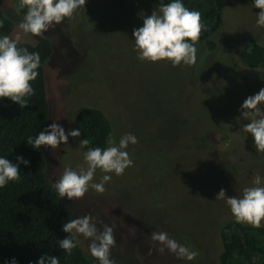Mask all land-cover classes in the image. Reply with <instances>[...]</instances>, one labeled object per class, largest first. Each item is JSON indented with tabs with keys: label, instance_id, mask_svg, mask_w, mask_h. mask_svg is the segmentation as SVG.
<instances>
[{
	"label": "rangeland",
	"instance_id": "1",
	"mask_svg": "<svg viewBox=\"0 0 264 264\" xmlns=\"http://www.w3.org/2000/svg\"><path fill=\"white\" fill-rule=\"evenodd\" d=\"M17 2L0 0L13 22L8 36L20 32L21 44L33 42L38 37L18 27L24 16L15 13ZM155 9L147 0H86L85 8L44 34L52 45L45 65L47 127L56 122L67 134L75 113L94 107L117 143L127 133L139 141L126 149L133 166L123 175L109 174L104 194L90 189L80 200H60L69 219L91 213L115 226L116 264H217L220 228L235 218L216 195L223 188L228 197L242 196L257 174L264 186V152L243 130L248 121L240 112L244 100L264 88V69L238 60L252 43L264 46V27L256 23L260 9L254 0H224L221 25L210 38L214 49L195 45L196 64L175 67L137 58L133 29ZM84 153L73 137L56 149L43 146L50 185L66 167H86ZM103 175L97 169L93 182ZM153 231L167 232L199 255L188 261L167 249L161 254ZM77 239L91 263L99 264L90 241Z\"/></svg>",
	"mask_w": 264,
	"mask_h": 264
},
{
	"label": "clouds",
	"instance_id": "2",
	"mask_svg": "<svg viewBox=\"0 0 264 264\" xmlns=\"http://www.w3.org/2000/svg\"><path fill=\"white\" fill-rule=\"evenodd\" d=\"M85 4L86 0H19L20 9L26 8L27 11L18 27L24 34L43 37L49 29L61 24L65 18L71 19L77 10L85 8ZM254 7L260 9L257 26L264 27V0H254ZM204 28L201 13L189 10L181 0L161 3L158 10L155 9L151 15L143 17L142 27L133 29L137 58L142 62L153 63L167 60L174 67L182 63L187 66L195 65L198 51L195 45L199 42ZM21 40L20 32L14 37L0 36V98H9L25 108L29 104L26 98L35 95L31 82L39 75L37 69L41 61L38 52L30 53L27 48L19 46ZM240 112L241 117L248 121L243 130L252 135L256 151L264 152V88L255 95L248 96L241 105ZM80 136V129H72L66 134L63 127L53 122L35 138L28 137L26 142L36 150L41 146L56 149L61 144H67L69 137ZM138 142V138L132 133L121 136L118 143L109 134L108 147L89 148L84 153L86 167L81 166L79 170L66 167L59 179L50 181L52 188L60 199L67 197L72 201L82 199L90 189L104 194L107 191L105 185L112 179L109 174L120 176L133 166V160L126 149L129 144L135 145ZM89 143L87 138L79 141L82 147H88ZM20 164L28 166L30 161L23 156H17L13 163L8 158L0 157V188L9 182L20 180ZM97 169L105 175L99 183H94ZM252 185L245 187L240 197H228L226 190L222 188L215 199L226 201L237 223L260 228L264 221V186L259 174L253 178ZM114 228V225L104 223L91 213L71 218L63 224L62 231L69 235L59 240V248L71 255L79 243L77 237L82 235L90 241L89 252L99 264H116L111 258V249L116 246ZM151 239L161 245L158 249L161 254L167 249L178 259L188 261H193L199 255L198 251L179 243L167 232L153 231ZM5 264L17 262L13 258ZM37 264H60V260L56 256L45 254L39 258Z\"/></svg>",
	"mask_w": 264,
	"mask_h": 264
},
{
	"label": "trees",
	"instance_id": "3",
	"mask_svg": "<svg viewBox=\"0 0 264 264\" xmlns=\"http://www.w3.org/2000/svg\"><path fill=\"white\" fill-rule=\"evenodd\" d=\"M147 1L155 8H159L161 3L172 2ZM181 2L189 10L201 13L205 28L196 45L203 44L208 51H212L215 45L210 38L221 25L224 0ZM14 11L24 16L27 9H20L18 0ZM12 28V20L0 9V36L8 35ZM19 46L27 48L30 53L38 52L41 62L37 69L39 75L31 82L35 95L26 98L29 102L27 107L21 108L9 98H0V157L8 158L13 163L17 156L30 161L28 166L20 164L19 181L9 182L0 188V264L10 262L13 258L17 264H37L45 254L58 257L60 264H92L78 245L71 255L59 248V240L69 235L62 231L69 217L45 174L43 146L36 150L26 142L28 137L35 138L47 128L45 65L52 52L51 42L43 36ZM238 60L248 69H264V46L252 43L238 54ZM73 126L81 130L78 142L86 138L90 141L88 147L79 144L82 152L89 148L104 149L108 146L111 128L98 109H79L73 117ZM197 146L205 148V143H198ZM219 240L221 251L217 264H264V226L255 228L228 221L220 228Z\"/></svg>",
	"mask_w": 264,
	"mask_h": 264
}]
</instances>
